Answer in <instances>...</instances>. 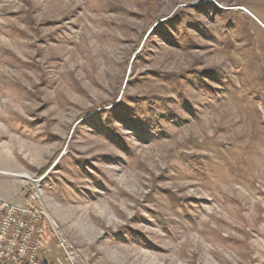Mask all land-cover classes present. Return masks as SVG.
<instances>
[{"label": "rangeland", "instance_id": "rangeland-1", "mask_svg": "<svg viewBox=\"0 0 264 264\" xmlns=\"http://www.w3.org/2000/svg\"><path fill=\"white\" fill-rule=\"evenodd\" d=\"M253 7L0 0V198L42 210L43 255L264 264V29ZM119 99L135 118L113 116L110 129L106 114L87 115Z\"/></svg>", "mask_w": 264, "mask_h": 264}, {"label": "built area", "instance_id": "built-area-1", "mask_svg": "<svg viewBox=\"0 0 264 264\" xmlns=\"http://www.w3.org/2000/svg\"><path fill=\"white\" fill-rule=\"evenodd\" d=\"M42 210L0 198V264H41L47 243V225ZM64 256L71 260L66 240L58 237ZM59 264H65L58 257Z\"/></svg>", "mask_w": 264, "mask_h": 264}, {"label": "trees", "instance_id": "trees-1", "mask_svg": "<svg viewBox=\"0 0 264 264\" xmlns=\"http://www.w3.org/2000/svg\"><path fill=\"white\" fill-rule=\"evenodd\" d=\"M165 21L166 20H163V21L159 22L155 27H153L152 28V31L148 34L147 38L150 36V34L152 32H154L158 28V26L160 24H162V23L164 24ZM141 55L142 54H140L138 56H135V57H138L139 58ZM202 86L204 87L203 84H202ZM138 99L139 100L135 101L136 106H137L136 107V111L138 113H143V105H146L147 103H150L152 100H151V98H148V97L138 98ZM156 99L157 100H155V101L156 102L158 101V103L160 104V106L162 107V109L165 112L172 113L170 107L166 104V100L164 98H156ZM102 106H103L102 107L103 110L96 112V110H94V108H93V109H90L87 112V115H90L92 113L93 114H97V115H104V114H106L107 127H109L110 129L115 128V122H114L115 120L113 119V116L120 117V119H122V120L127 119V118L128 119L135 118L134 117L135 114L132 111H130L127 108L124 107V101H121V99H119V100H112V101L106 102ZM148 115H149L148 116L149 117L148 121L150 123V126H151L152 130H154L156 132L161 131L163 127H162V125H161V123H160L159 120H160L161 116H163V114L160 113L158 109L150 107L149 110H148ZM58 155L55 158H57ZM54 159H53V162H54ZM45 171H46L45 169L41 171V173H40L41 176L40 177H42V176L45 175V173H46ZM200 171L201 170H197V173H198V176L201 177ZM167 195H168V197L171 200L174 199V195L171 194V192H169Z\"/></svg>", "mask_w": 264, "mask_h": 264}, {"label": "crops", "instance_id": "crops-1", "mask_svg": "<svg viewBox=\"0 0 264 264\" xmlns=\"http://www.w3.org/2000/svg\"><path fill=\"white\" fill-rule=\"evenodd\" d=\"M248 9L245 7L244 11ZM254 18L260 22L261 27L264 29V0H254V7L252 12Z\"/></svg>", "mask_w": 264, "mask_h": 264}, {"label": "water", "instance_id": "water-1", "mask_svg": "<svg viewBox=\"0 0 264 264\" xmlns=\"http://www.w3.org/2000/svg\"><path fill=\"white\" fill-rule=\"evenodd\" d=\"M41 264H59L56 259H50L46 255L42 256Z\"/></svg>", "mask_w": 264, "mask_h": 264}]
</instances>
